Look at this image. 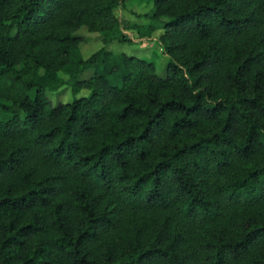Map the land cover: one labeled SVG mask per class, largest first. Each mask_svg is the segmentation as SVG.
<instances>
[{"label": "trees", "instance_id": "16d2710c", "mask_svg": "<svg viewBox=\"0 0 264 264\" xmlns=\"http://www.w3.org/2000/svg\"><path fill=\"white\" fill-rule=\"evenodd\" d=\"M129 1L0 0V264H264V0Z\"/></svg>", "mask_w": 264, "mask_h": 264}, {"label": "rangeland", "instance_id": "374dc122", "mask_svg": "<svg viewBox=\"0 0 264 264\" xmlns=\"http://www.w3.org/2000/svg\"><path fill=\"white\" fill-rule=\"evenodd\" d=\"M154 7V0H131L122 7H116L113 11L116 17H122L130 24H148L150 22L149 15ZM99 29H91L89 24L81 26L75 31V35L81 38L79 48L83 57L88 58L93 53L102 48H106L116 53L124 52L128 55H134L148 61L154 62L158 74L166 75L169 56L163 51V45L160 40L163 29H157L151 39L141 38L136 29L128 28L125 34L131 37L132 43L122 42L118 39L106 43L104 34L100 30L105 24L103 21H96ZM92 70L82 73L81 78H88L92 75ZM89 90H82L78 94H74L71 87L66 85L57 91H47V96L53 103L57 105L61 102H70L75 98L89 95Z\"/></svg>", "mask_w": 264, "mask_h": 264}]
</instances>
